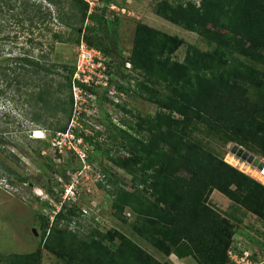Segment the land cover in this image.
I'll list each match as a JSON object with an SVG mask.
<instances>
[{
  "label": "trees",
  "instance_id": "trees-1",
  "mask_svg": "<svg viewBox=\"0 0 264 264\" xmlns=\"http://www.w3.org/2000/svg\"><path fill=\"white\" fill-rule=\"evenodd\" d=\"M99 1L90 8L87 0H0V32L17 26L26 31L29 44L2 58L0 97L13 102L16 98L30 122L53 134L65 131L74 110L75 61L56 63L49 53L55 44L77 45L82 40L105 57L110 74L107 88L154 105L153 112L134 113L124 101L114 103L101 95L134 117L121 119L120 126L105 112L114 149L102 146L95 138L98 132L76 133L129 176L126 182L103 168L107 180H100L98 186L111 199V215L129 223L136 239L98 224L82 229L83 215L74 202L61 205L51 219L38 214L36 247L26 253L0 254V264H41L42 250L64 264H173L170 255L191 256L197 264H231L233 221L240 219L217 211L209 197L216 190L264 219V184L203 145L192 136V129L199 124L223 144L233 142L264 154V0H157L156 16L212 45L201 49L189 43L180 60L173 55L184 39L141 21L135 23L125 56L119 37L120 11L109 5L121 7L115 0ZM43 35L48 37L46 43L36 39ZM119 78H125L126 85L119 84ZM6 131L0 127V135ZM48 167L57 172L52 164ZM67 167L75 170L80 164ZM1 170L11 172L2 163ZM61 174L67 181L64 171ZM16 178L28 182L26 177ZM40 187L56 197L51 184ZM144 242L166 259L156 258Z\"/></svg>",
  "mask_w": 264,
  "mask_h": 264
},
{
  "label": "rangeland",
  "instance_id": "rangeland-1",
  "mask_svg": "<svg viewBox=\"0 0 264 264\" xmlns=\"http://www.w3.org/2000/svg\"><path fill=\"white\" fill-rule=\"evenodd\" d=\"M88 1L91 6L100 3L99 0ZM115 1L118 3L117 5L125 8L124 13L119 12L118 14L121 17L120 45L125 56H128L130 52L137 21L182 37L184 43L173 55L176 59L183 58L186 45L189 43L201 49H208L212 46L198 34L156 16L153 13V4L157 0ZM6 35L8 38L4 39ZM33 36L35 37L36 33ZM26 37L25 30L20 31L19 27L13 25H9L0 32V49H2L0 63L4 62L2 58L8 55H16L23 45L27 47L29 44H26ZM36 39H41L44 43L48 41V37L44 35L43 37L37 36ZM43 47L45 51H48L45 45ZM75 57L76 45L69 43L55 44L54 50L49 53L51 61L66 65L73 64ZM57 69L59 70L58 73H64L62 68ZM127 72L124 70V73ZM56 78L60 80V76H56ZM117 81L119 84L126 85L125 78H119ZM102 89L103 86L96 89L95 95L81 106L80 111L73 110L65 130L68 136H63L61 141L67 143L70 133L76 137V133L80 132L88 135H96L98 132L99 134L95 138L102 146L114 149L106 129L108 117L105 116V112L112 118L113 123L120 126L121 119L132 121L134 117L113 103L102 100L101 95H104ZM10 94H12L11 91L7 96ZM121 101H124L122 103L126 105V108L131 109L134 113L144 114L154 111L153 104L134 96H125ZM24 113L25 109L20 107L16 98L13 102L8 97H0V127H6L7 130L0 135V163L11 169V172L0 171V254L32 251L40 236L38 214L49 215L51 219L61 205H70L74 202L80 205V211L83 215L80 220L82 229L98 224L101 229L116 228L136 239L130 230L129 223H122L111 215V199L105 190L98 186L100 180L103 182L107 180L106 175H102L103 168L116 173L126 182H129V176L113 166L104 155L96 154L93 147L87 144L83 138L76 147L85 151L84 160L80 159L74 151L68 150L66 146H62V150L58 151V148L52 144V139L56 134L40 124L30 122ZM77 113L78 117L76 118ZM57 116L60 117L61 114L59 113ZM35 128H39L43 132L42 137H33L32 133ZM192 136L200 140L203 145L222 155L226 162H232L239 168L247 167L245 161L241 159L237 158L236 162L230 160L234 156L231 151L233 142L223 144L218 137L209 135L206 129L199 124H196L192 129ZM38 139L42 142H39ZM249 152L264 160L263 153ZM87 159H92V161L88 162ZM48 164H52L57 172L51 171ZM69 164H80V167L71 170L67 167ZM63 171L67 176V181L62 177ZM16 175L26 177L28 182H19ZM48 183L52 185L56 197H51L40 187L41 184ZM56 198L58 199L56 200ZM209 204L223 215L229 216L231 213L240 219V221H233L235 234L230 257L231 264H264V219L233 204L218 191L211 193ZM83 210H86V213ZM125 213L131 218L127 210ZM141 241L138 240L137 242L141 244ZM145 247L156 258L166 259L148 243ZM168 259L173 264H182L174 255H170ZM182 262L197 264L190 258L182 260ZM41 264L64 263L52 253L42 250Z\"/></svg>",
  "mask_w": 264,
  "mask_h": 264
},
{
  "label": "built area",
  "instance_id": "built-area-1",
  "mask_svg": "<svg viewBox=\"0 0 264 264\" xmlns=\"http://www.w3.org/2000/svg\"><path fill=\"white\" fill-rule=\"evenodd\" d=\"M91 7L92 6L90 5V8ZM109 7L111 9L119 10L122 13L125 12V8H119L114 4H110ZM126 64L128 67L129 63ZM109 75L110 74L107 72L105 57L102 52L93 47L87 46V44L81 40L76 45L74 71L71 77V93L73 97L74 109L80 111L81 106L88 102L90 97L95 95V92L91 93L87 87H92L96 90L99 89L100 86H103L102 92L108 100H111L114 103L122 102L121 99L125 98L124 92L118 91L113 87L107 88ZM78 83L83 84V86ZM77 117L78 113L76 115V118ZM55 134L56 135L52 139V144L54 147L58 148V151L62 150V146H66L68 150L74 151L80 159L84 160L85 151L76 147L82 140L81 136L76 135L75 137L73 133H70L66 143L65 141H61L63 136H68L66 131L56 132ZM60 141L62 142L61 144ZM259 171L264 174V167L259 169ZM83 212L86 213V210H83ZM228 253L231 257V250H229Z\"/></svg>",
  "mask_w": 264,
  "mask_h": 264
},
{
  "label": "bare ground",
  "instance_id": "bare-ground-1",
  "mask_svg": "<svg viewBox=\"0 0 264 264\" xmlns=\"http://www.w3.org/2000/svg\"><path fill=\"white\" fill-rule=\"evenodd\" d=\"M33 137H42L43 136V132L39 129V128H35L33 130ZM234 156H236L234 158H231L230 160L233 161V162H236L235 160L238 158V159H241L242 161H245L247 167L246 168H239L237 167V165H234V163L232 162H228L229 164L239 168L241 171H243L244 173L250 175L251 177H253L254 179H256L257 181L261 182L264 184V174L261 173V171H259V168L257 166H254L252 165L251 162H248L246 161L245 159H242L240 156H238L235 152H232ZM263 168V167H262ZM260 168V169H262Z\"/></svg>",
  "mask_w": 264,
  "mask_h": 264
},
{
  "label": "water",
  "instance_id": "water-1",
  "mask_svg": "<svg viewBox=\"0 0 264 264\" xmlns=\"http://www.w3.org/2000/svg\"><path fill=\"white\" fill-rule=\"evenodd\" d=\"M231 151L235 152L238 156L242 159H245L248 162H251L252 165L257 166L259 169L264 167L263 160L259 159L258 157L251 154L249 151L241 147L240 145L234 143L231 146Z\"/></svg>",
  "mask_w": 264,
  "mask_h": 264
},
{
  "label": "crops",
  "instance_id": "crops-1",
  "mask_svg": "<svg viewBox=\"0 0 264 264\" xmlns=\"http://www.w3.org/2000/svg\"><path fill=\"white\" fill-rule=\"evenodd\" d=\"M214 192H217V191H216V190H213L212 193H214ZM188 258H190L191 260H193V261L195 262V260H194L191 256H187V257H184V258H182V259H178V258H177V260H180V261H179L180 263L185 264V263L182 262V260H186V259H188ZM186 264H192V263L189 262V263H186Z\"/></svg>",
  "mask_w": 264,
  "mask_h": 264
}]
</instances>
